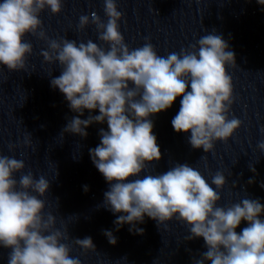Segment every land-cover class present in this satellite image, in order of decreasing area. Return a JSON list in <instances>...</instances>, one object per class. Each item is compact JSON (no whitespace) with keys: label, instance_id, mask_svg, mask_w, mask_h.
Here are the masks:
<instances>
[{"label":"clouds","instance_id":"9594fccd","mask_svg":"<svg viewBox=\"0 0 264 264\" xmlns=\"http://www.w3.org/2000/svg\"><path fill=\"white\" fill-rule=\"evenodd\" d=\"M256 2L264 5V0ZM63 4L64 0H2L0 65L9 72L25 70L33 53L25 36L45 41L47 50L40 55L44 62L58 64L61 72L50 85L80 114L61 132L86 138L88 126L106 121L107 130L99 129L100 143L89 149L92 163L110 186L97 207L123 213L114 221L117 231L128 224L130 232L142 235L144 229L136 224L143 223L145 215L158 228L173 218L186 224L189 235L185 241L202 237L206 247L192 264H264V219L260 218L264 204L259 199L246 196L220 206L217 190L227 183L221 171L212 174L211 184L187 163L177 162L162 174L148 171L153 161L162 158L149 117L171 108L177 97L182 99L171 124L177 133H191L188 142L193 149L213 152L216 141L227 142L241 127L240 119L229 118L234 88L228 67L237 68V64L228 42L213 29L167 56L158 55L150 37H145L142 46L131 48L120 31L123 13L117 0H103L106 22L95 11L79 16L77 31L94 25L101 44L91 39L79 43L64 37L51 39L40 13L47 8L58 15ZM97 109L98 115L80 118L85 110ZM260 131L264 133V127ZM23 145L32 147L31 139L26 136ZM8 147L12 151L15 145ZM257 148L264 153V140ZM201 159L206 161V157ZM254 165L248 168L256 174ZM25 167L24 160L0 154V246L11 250L8 264H82L78 256L70 255L72 248L64 242L69 239L67 228H57L56 217L44 211L41 197L48 193L51 182L44 175L34 177L31 170L25 173ZM142 172L148 174L139 178ZM16 173H20L19 180ZM248 183H255L254 178ZM260 187L264 188V182ZM242 221L247 226L237 232ZM103 234L109 244L117 243L112 231ZM73 243L84 253L96 251L90 236L74 238Z\"/></svg>","mask_w":264,"mask_h":264},{"label":"water","instance_id":"95a60500","mask_svg":"<svg viewBox=\"0 0 264 264\" xmlns=\"http://www.w3.org/2000/svg\"><path fill=\"white\" fill-rule=\"evenodd\" d=\"M117 6L123 13L120 31L131 48L142 46L145 37H150L158 55L167 56L215 29L235 53L237 68L228 67L234 88L229 118L240 119L241 127L227 142L216 141L213 152L193 149L188 142L191 133H177L171 124L180 108L182 97H177L171 108L149 117L162 158L153 161L148 171L162 174L177 162L187 163L210 184L212 174L221 171L227 183L217 190L220 206L246 196L264 204V188L260 187L264 182V153L257 148V143L264 140L260 131L264 127V5L256 0H117ZM103 8V0H64L60 14L53 15L46 8L40 19L51 39L64 37L78 43L91 39L101 44L94 25L83 32H78L76 25L80 15L93 11L106 22ZM25 41L33 45L25 70L9 72L0 65V154L24 160L25 173L31 170L34 177L44 175L51 182L48 193L41 197L45 200L44 211L56 217L57 228H67L69 239L64 242L72 248L70 255L78 256L82 264H192V260L199 259V254L206 251L203 238L185 241L188 226L175 218L158 228L157 222L145 215L144 222L136 224L144 229L140 235L130 232L128 224L117 231L114 221L123 213L113 214L97 207L110 186L92 163L89 149L100 143L99 129L107 130V123L88 126L86 138L62 133L68 121L80 114L73 112L64 94L50 85V80L61 72L58 64H48L40 55L41 50H47V43L30 34ZM102 46L107 48L106 44ZM98 114V109L91 113L85 110L80 118ZM26 136L32 147L23 145ZM9 144L15 145L12 151ZM250 164H255L256 174L249 170ZM146 174L142 172L139 178ZM19 176L15 174L17 180ZM251 178L255 183H248ZM260 218L264 219V213ZM246 226L247 222L242 221L236 231ZM104 230L113 232L115 245L109 244ZM89 236L96 251L84 253L73 240ZM10 251L0 246V264H8Z\"/></svg>","mask_w":264,"mask_h":264}]
</instances>
